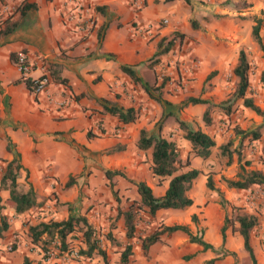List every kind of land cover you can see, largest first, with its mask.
Here are the masks:
<instances>
[{
  "label": "crops",
  "instance_id": "0c3cea01",
  "mask_svg": "<svg viewBox=\"0 0 264 264\" xmlns=\"http://www.w3.org/2000/svg\"><path fill=\"white\" fill-rule=\"evenodd\" d=\"M19 1L0 0V20ZM28 1L35 4V9L22 15L15 13L14 29L0 34V170L5 161L17 159L20 165L17 188L25 191L30 186L35 193L36 205L31 218L63 219L78 212L91 225L97 219L106 225L115 219L117 201L113 192L123 197L119 205L126 199H139L135 184L129 180L142 181L155 196L162 195L169 177L157 182L151 174L150 149L142 151L136 147L140 129L175 145H184V158L190 144L182 136L176 120L196 121L194 129H200L215 144H220L222 123L216 122L220 115L214 114L212 118L217 117L216 120L204 125L199 119L206 104L180 106L189 96L217 102L230 92L224 75L235 64V56L229 66L226 55L239 45L236 28H215L213 19L204 18L206 10L196 7L191 12L186 0ZM191 2L199 7L207 6L199 0ZM190 15L196 19L194 27L187 21ZM163 20L164 24L160 25ZM175 32L184 34L178 43L182 52L179 76H175L171 65V49L159 53ZM223 37L231 42L223 41ZM17 52H23L31 66L26 77H37L41 66L46 68L50 83L44 93L34 96L18 80L21 74L10 58V54ZM154 54L161 62L151 63L149 59ZM189 56L195 58L197 66H193ZM50 65L58 67L57 74L64 79L63 83L51 79ZM120 65L131 68L134 79L122 72ZM188 65L193 72L190 78L182 71ZM159 71L170 75L166 82L162 83L164 78L158 75ZM212 71L215 75L205 83ZM203 85L206 90L201 93ZM68 96L71 100L63 103L62 99ZM111 104L134 108L136 118L121 124L114 116L104 113L103 106ZM240 108L246 110L242 105ZM237 114L236 109L230 119ZM99 123L103 129L96 127ZM117 127L121 132L116 134L113 128ZM113 147L117 151L106 153ZM104 170L121 171L124 177L114 175L109 179ZM69 177L71 183L65 186ZM187 195L192 200L190 206L182 210H157L144 225L152 226L156 217L163 225L185 224L194 234L202 226V238L216 249L220 245L219 229L224 211L211 202L207 209L214 214L208 213L204 218V207L198 206L208 195L204 192L198 197L194 181ZM7 197V189L0 188V215L6 216L11 224L9 231H14L23 214L7 210ZM96 211L100 212L97 219L94 218ZM191 214L196 215L199 224L191 222ZM121 219L118 220L123 223ZM225 234L223 247L227 251L231 252L230 243L234 240L239 243L235 252L232 251L236 253L235 258L247 255L237 232L228 228ZM252 238L251 235L250 244ZM251 247L256 264H264V246L256 249L251 244ZM204 252L207 250L202 251L198 244L188 242L183 232L175 231L162 235L148 248L146 256L151 264H184L186 255L194 254L191 257L194 259ZM2 255L4 259L11 255L10 259L17 257L16 251ZM146 256L135 242L128 264L135 260L143 264Z\"/></svg>",
  "mask_w": 264,
  "mask_h": 264
},
{
  "label": "trees",
  "instance_id": "16d2710c",
  "mask_svg": "<svg viewBox=\"0 0 264 264\" xmlns=\"http://www.w3.org/2000/svg\"><path fill=\"white\" fill-rule=\"evenodd\" d=\"M35 7L36 6L33 2L20 0L13 6L11 13L0 20V34H7L14 29L16 21L12 19V16L15 13L22 15L29 9H35ZM251 19L253 24L250 29V35L257 44L261 56L264 59V40L260 33L263 18L252 16ZM170 45L171 40L165 44L159 53L165 52L169 49ZM10 58L12 61H15V54H10ZM119 68L122 72L134 79V74L131 68L125 65H120ZM248 68L249 64L246 54L242 48H239L237 51L236 62L232 67V74L237 81L234 89L227 94V97L218 104H212L207 99L189 96L185 98L180 107H184L187 104H206L207 107L202 112L201 119L204 125H208L210 123L209 113L214 110L212 107H216L221 114L230 116L235 111V103L240 100L243 107L248 108L264 119V111L254 103L253 98L250 95ZM48 70L51 79L54 82H64V79L57 74L58 67L56 65H50ZM214 74V71L210 72L205 78V83ZM261 75H264V72H261ZM18 80L22 81L29 91L31 90L32 80L30 78L20 76ZM166 80L167 77L162 79V83L166 82ZM203 91L204 85L200 89L201 93ZM103 111L104 113L114 116L121 124L130 123L136 117V110L132 107L124 108L111 104L109 106L104 105ZM176 124L178 129L183 132V137L189 142L192 155L206 158L210 152V148L214 144L210 136L200 129L191 128L182 120H176ZM258 137V131H255L250 139H257ZM8 145L7 142L6 148H8ZM136 147L142 151L150 149V172L157 178V182H160L164 177H169V180L164 193L160 196H155L150 187L144 182H133L129 180L135 184L139 199L129 200L124 209H121L118 206L116 207L115 219L121 217L123 221V240H117L110 231L103 232L96 229L83 215H68L63 219L48 218L46 220H37L28 225L27 229L30 240L33 243L38 241L41 242L44 248L53 243L54 248L60 254L64 253L68 255L72 251H75V261H80V259H91L94 255H97L101 257L104 263L106 261L105 243L107 242L111 246L118 248L119 264H128L133 253L134 243L131 239L135 237V222L136 219H138L140 210H142L146 216L150 217L155 211L160 209L182 210L190 206L192 200L187 195V191L200 173V171L195 168L180 171L181 168L189 165V158L186 157L182 160L177 146L173 141L167 140L159 135H154L145 129L139 130ZM226 148L223 147L222 150H225ZM117 149V147L110 148L109 150H106V153H112L117 151ZM261 153L264 156V141L261 144ZM228 161H230V156H228ZM19 167L20 165L18 164L17 159L13 158L9 161H5L3 171L0 174V188L7 189V200L12 204L14 214L23 213L36 205L35 193L30 186L25 191H21L17 188L16 177ZM103 173L105 177L109 179L114 175L124 177V174L118 170H104ZM71 180L72 178L69 177L65 186L70 185ZM222 181L227 188L238 190L248 189L252 185H261L262 191L264 192V173L256 169L246 170L244 166L240 164L238 166L236 178H222ZM205 187L208 190H215L210 175L206 176ZM113 196L118 201L116 192H113ZM215 202L222 207L228 204L222 196L215 200ZM190 220L191 222L196 223V215L191 214ZM234 223L236 226H234ZM257 223L258 220L255 215L243 212L241 206L231 205L230 210L225 211L223 224L219 229L222 252L218 253L217 257H222L228 254L235 257L234 252L227 251L223 248L226 235L225 231L229 228L232 232L235 231L239 234L242 240L243 250L246 252L251 264H256L253 249L250 244V236L253 229L257 226ZM111 227L112 225L110 228ZM5 228V218L1 215L0 230H4ZM175 231L183 232L187 236L188 242L198 244L201 246L202 251H217L213 248L211 243L202 238V229L199 230V234H194L185 224H159L148 233L137 236L138 246L142 253L146 255L148 248L153 243L159 241L162 235H169ZM74 232H79V236H77L79 245L76 246L70 241V239L74 237ZM67 238L69 241H67ZM186 257H191V255ZM217 257L207 260L206 264H213ZM22 264H31L27 256L22 257Z\"/></svg>",
  "mask_w": 264,
  "mask_h": 264
},
{
  "label": "rangeland",
  "instance_id": "374dc122",
  "mask_svg": "<svg viewBox=\"0 0 264 264\" xmlns=\"http://www.w3.org/2000/svg\"><path fill=\"white\" fill-rule=\"evenodd\" d=\"M199 2L207 6L199 7V5L191 2V0H186V3H188L189 10L191 12L196 7L200 10H206L207 12L204 13V18L208 21L209 19H213V22H215V28H236L235 35L239 37V45L234 48V50H230L227 52V59L229 58L228 60L226 59L227 64L229 66L232 64L233 56H235L236 59L237 51L239 48H242L244 50L249 64L248 81L250 95L252 96L254 103L264 111V75H261V72H264V59L261 56V52L259 51L257 44L254 42L250 35V29L253 24L251 17H262L263 22L260 33L263 36L264 40V0H199ZM187 21L191 27H194L193 25L195 24L194 22L196 21V19H194L190 15ZM161 24H164V22L160 21V25ZM183 35V33L175 32L173 37L170 38L171 45L169 49L171 50L169 54L175 76H179V74L181 73L179 62H181L182 59L180 57L182 52L180 50L181 46L179 47L178 43H180L181 39H183ZM222 40L227 41L228 43L231 42V39H227L224 37L222 38ZM218 42L220 43V40H218ZM224 45L226 44L224 43L223 46ZM154 56H156V54H154L149 59L151 60V63L155 62L156 60L158 62H161L160 59L155 58ZM190 58L191 56H189L188 59L190 60V62H193V66H197L195 65V58ZM184 69L185 70L182 71L189 76L188 78H190L193 75V72L191 70L192 68L188 65V67ZM158 75L161 78L167 77L168 79V77H170V75H167L165 72L163 73L161 71L158 72ZM224 78L226 79V82H228L229 90L232 91L237 81L232 74V69L230 71H227L226 75H224ZM174 81L176 82V79ZM205 90L206 87H204V91ZM226 97L227 93L225 94V97L223 99H225ZM220 101L212 102V100H209V102L212 104H218ZM240 105L241 101L238 100L235 103V110H238V114L236 115V118L232 117L231 119L229 116L221 114V112H219L216 107H212L214 110L209 113V124L216 120L217 117L212 118L214 114H218L221 116L220 120H216V122L222 123L219 126H221L222 129L221 134L223 135V139L219 145L215 143L213 144L206 158L193 156L189 147V150L187 152L189 165L181 168L180 171H184L189 168H195L200 171L198 177L194 180V184L195 192L198 197L204 195V192L208 195L205 199V202L202 205L198 206L200 209L204 207V218L207 217L208 213L209 215L214 214L213 210L207 209V206L211 202L216 205L217 202H215V200L219 199L220 196H222L228 202V204L224 207L218 204L216 205L218 208L224 211V214L226 210H230L231 205H236L241 206L243 212L255 215L257 217L258 223L251 232V235L253 236V238L251 239V244H253L255 248L258 249L259 247L262 248V246H264V192L262 191V186L252 185L248 189L238 190L227 188L222 181V178H236L239 164L244 166L246 170L256 169L264 173V156L261 153V144L264 141V119L259 115H256L248 108L243 111V109L240 108ZM199 120L202 123L201 117ZM187 124L191 128L197 127L196 121ZM255 131H258L259 137L257 139H250ZM176 146L179 151L180 158L184 160L186 147L184 145ZM223 147L227 148L225 150H222ZM228 156H230V161H228ZM3 168L0 170V174L3 171ZM207 175H210L215 190H208L205 187V180ZM115 201L117 200L115 199ZM122 201L123 197H118V201L115 206V214L116 207L118 206L121 209H124L129 200L126 199L125 203L119 205V202L121 203ZM5 203L11 206H7L8 211L13 210L12 204L8 200ZM34 208L35 207L33 206L25 212L20 213L23 214V217L21 221L17 223V228L14 231H9V227L11 226V224L5 219L6 228L4 230H0V240L2 241L3 246L2 248H0V255L3 256V253L16 251L17 257L15 258V260H13V258L10 259L12 255L6 259L1 258L0 256V264H22L23 256H27L31 264H119V253L117 251L118 248L115 246H111L107 242L105 243V263L101 259V257L97 255H94L91 259H80V261H75V257H72L69 254L66 255L64 253H58V251L54 248L53 243L46 246L45 248L39 241L33 243L28 236L27 228L29 224H32L38 220L36 218H31ZM90 208L91 206H89L87 209ZM202 211H199V213H202ZM99 213L100 212L96 211L94 218L97 219ZM26 214L28 217H26ZM73 215H80V213L77 212V214L74 213ZM3 217L5 218L6 216ZM118 219H113L106 225L98 223L97 219L94 221L95 223L93 226L103 232L110 231L117 240H123L124 227L123 223L119 222ZM156 219V217H153L154 221L152 226L144 225V223L149 220V217H147L143 213V211L140 210L138 219H136L135 222V237L131 239V241L133 243H137V236L144 235L145 232H149L154 227L161 224V221H157ZM193 224H199V219L197 218V222ZM111 225L112 227L110 228ZM234 226H236L235 223ZM200 229L203 230L202 226H199V228L197 229L198 233ZM73 234L74 237L70 239L71 243L74 246L79 245V242L77 240L79 232H74ZM67 241H69L68 238ZM238 244L239 243L237 241L233 240L230 243L231 251L236 250L238 248ZM216 250V252L207 250V252L197 254L198 258L194 259H191L194 254L191 255V257H186L188 256L186 255L183 259L185 262L184 264H206L207 260L217 257V254L222 252L221 246L219 245ZM189 259H191V262H189ZM133 264H139V262L135 260L133 261ZM143 264H151L147 256L145 257V261H143ZM213 264H251V262L247 255H243V257L241 258L237 257L236 255L235 258L232 255L228 254L222 257H217Z\"/></svg>",
  "mask_w": 264,
  "mask_h": 264
},
{
  "label": "built area",
  "instance_id": "2783aa9c",
  "mask_svg": "<svg viewBox=\"0 0 264 264\" xmlns=\"http://www.w3.org/2000/svg\"><path fill=\"white\" fill-rule=\"evenodd\" d=\"M165 22V20H163ZM14 64L17 66L21 76L26 77L27 73L30 71L31 66L26 58V55L23 52H17L15 54V61H13ZM32 80L31 82V90L30 92L34 95L37 96L39 94H42L46 91L47 86L50 83L49 75L47 73L46 68L41 66L40 68V74L37 77L30 78ZM70 97H65L62 99L63 103H66L70 101ZM98 129H103V125L101 123L97 124L96 126ZM114 133H120L121 128H113ZM72 257H76L75 252L72 251L70 254Z\"/></svg>",
  "mask_w": 264,
  "mask_h": 264
}]
</instances>
